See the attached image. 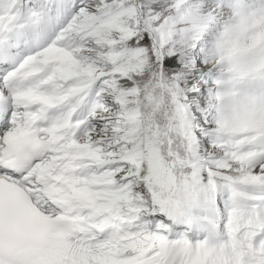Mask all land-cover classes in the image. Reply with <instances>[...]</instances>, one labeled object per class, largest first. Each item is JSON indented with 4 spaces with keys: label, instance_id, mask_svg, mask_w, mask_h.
Masks as SVG:
<instances>
[{
    "label": "snow or ice",
    "instance_id": "6c2138e0",
    "mask_svg": "<svg viewBox=\"0 0 264 264\" xmlns=\"http://www.w3.org/2000/svg\"><path fill=\"white\" fill-rule=\"evenodd\" d=\"M0 264H264V0H0Z\"/></svg>",
    "mask_w": 264,
    "mask_h": 264
}]
</instances>
